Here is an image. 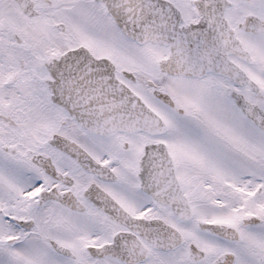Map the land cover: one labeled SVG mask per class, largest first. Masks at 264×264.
<instances>
[{"label":"snow or ice","instance_id":"snow-or-ice-1","mask_svg":"<svg viewBox=\"0 0 264 264\" xmlns=\"http://www.w3.org/2000/svg\"><path fill=\"white\" fill-rule=\"evenodd\" d=\"M0 264H264V0H0Z\"/></svg>","mask_w":264,"mask_h":264}]
</instances>
